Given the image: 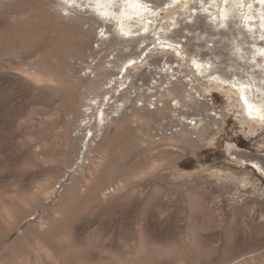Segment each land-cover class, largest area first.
Here are the masks:
<instances>
[{
    "label": "rangeland",
    "instance_id": "rangeland-1",
    "mask_svg": "<svg viewBox=\"0 0 264 264\" xmlns=\"http://www.w3.org/2000/svg\"><path fill=\"white\" fill-rule=\"evenodd\" d=\"M39 1L47 3L52 13L60 10L55 3L61 0H0V240L3 239L0 250L15 242V238L29 237L34 240L33 243L27 239L33 250L26 251L25 264H64L40 251L36 243L38 234L28 226L30 221L35 223L39 219L41 229L45 222L43 228L54 219L53 228H58L57 232L53 230L58 236L56 239L64 241L72 257L67 264H264V173L251 162L257 160L264 168V121H255L250 128L232 96L234 93L229 92L230 84L205 88L211 82L207 77L196 75L191 59L216 58L221 65L216 73L232 80L231 67L239 71L247 66L249 69L246 58L262 56L251 43L253 38L248 35L241 39L239 45L246 51V57L241 59L239 46L225 36L230 33L226 28L225 35H220L215 33V27L203 21L208 18L188 22L185 5L173 11L163 9L159 23L168 27V39L183 43L187 57L177 62L171 54L155 49L147 58L148 62L131 68L121 87L146 71L136 82L143 84L145 92L151 88L152 93H148L146 101H137L141 108L137 107L138 116L129 118V124L123 115L111 118L97 142L102 146L96 143L100 146L99 152L93 148L94 152L91 150L89 159L84 161L89 166L94 165L100 152H109L110 165L94 179L96 183L100 181L99 187L96 183L87 187L88 177L82 175L84 179L78 180L79 185L71 190L74 196L71 194L72 199L69 198L72 201L67 204L68 209L63 208L64 217L60 221L56 219L60 212L54 205L64 194L63 189L71 187L68 184L72 181L65 174L82 143L75 138L78 121L65 114L64 89L50 91L42 82L36 85L31 81L35 61L44 57L59 79L68 80L69 85L80 81L87 100L93 95V90L87 86L92 78L91 72L90 75L84 72L89 70L86 66L93 63L92 57L100 56L107 64L114 55L117 65L121 66L130 56L140 53L138 44L150 42L148 50L155 43L153 33H149L138 40L124 42L120 52L115 53L116 47L109 46L108 42L96 53L91 52L79 46L75 34L63 30L59 38L54 20L38 10ZM150 2L166 7L168 0ZM198 5L191 2L193 9L199 8ZM15 8L30 11L31 18L26 23H17L12 18L17 14ZM239 10L234 11L230 19L231 32L238 38V28H243ZM174 20L177 24L172 25ZM99 27L95 28L98 33L104 28ZM110 29L107 33L112 34H108V39L113 34L121 38L122 33L114 30V26ZM93 47H97L95 43ZM130 47L135 51L131 52ZM208 47H212V51ZM164 62L179 63L175 69L181 73V80L195 74L193 93H202L208 101L187 99L182 111L171 98L170 109H162V101L153 104L163 93V85L168 83V76L160 72ZM253 69L257 78L264 75L263 71H258L260 67ZM238 76L246 79L241 73ZM106 80L93 79L99 83ZM153 80L158 84L153 86L155 88L150 86ZM164 88L166 91L169 87ZM208 102H212L217 112L216 123L207 115ZM199 119L208 131L204 140L197 139L198 127L193 129L192 123ZM180 127H186L191 134L180 135ZM63 176L65 187L58 182ZM94 187L100 191L97 193ZM108 190L110 193L104 197L102 192ZM50 194L53 197H49ZM37 195H41L40 198ZM35 199L40 203L36 205ZM17 207H21V211ZM11 214H19L18 227V224L11 226L14 225L8 218L12 219ZM57 221L62 222V226ZM33 246L37 247L36 251Z\"/></svg>",
    "mask_w": 264,
    "mask_h": 264
},
{
    "label": "bare ground",
    "instance_id": "bare-ground-1",
    "mask_svg": "<svg viewBox=\"0 0 264 264\" xmlns=\"http://www.w3.org/2000/svg\"><path fill=\"white\" fill-rule=\"evenodd\" d=\"M150 1L151 0H61L55 3V6L59 7L60 10L58 11L55 10L53 13L51 11H48L47 3H45L44 1H39L37 4L38 10L40 12L47 15V18L49 16L50 17L49 19L54 20L56 24L55 26L58 30L57 31L58 34H56L58 37L61 31L63 30L66 32H70V34L71 33L75 34L79 38L78 40L79 46L81 48H88L90 49L91 52H94V53L98 51L97 49L100 48L101 45L106 44V42H108L109 46L116 47L117 51H114L115 53L120 52L123 50L124 45L122 46L121 44H123L124 42L134 41L136 39L138 40V38L148 35L149 33H153L152 42L155 43L154 46H152L148 50L147 48L149 47L150 42L149 43L141 42L140 45L138 44L140 48V53L135 56H130L127 60H125L122 63L121 66L117 65L114 55H112V57L108 59V61L106 62L107 64L104 63V61L101 59L100 56L96 59L92 57L90 61L94 60L93 63H89L86 66L87 68H89V70L84 72V75H87V74L90 75L89 73L91 72L90 76L92 78V80L87 84V86L93 90V95L90 96L87 100H85V97H86L85 93L80 89L81 88L79 84L80 81L79 82L76 81V83L73 81V84L69 85L66 82L68 80L59 79V75L56 72V70H54L50 65H47L44 57H38L37 60L35 61L36 67L33 69V71L30 74L31 81L36 85L42 82L43 87L47 88L50 91H60L64 89V95H63L64 100L63 101L66 104L65 110L67 112L65 114L66 115L68 114L69 117L71 116L73 121L74 120L78 121L77 125L75 126L76 128L74 129L75 131L77 130L75 138L77 140H80L82 143L77 148L78 154L74 162H72L71 165L69 164L70 166H68L69 170L67 171V173L65 174V171H64L60 175L62 176V174L64 173L66 177L70 178V181H72V183L68 185L69 186L71 185V187L66 189L65 187L66 182L64 183V181L66 180L65 176H63L64 178L62 180L58 181L61 183L63 187H65V190L63 189L64 194L61 195V197L59 196L60 199H57L59 203L58 201H56L57 204L55 203L54 205L56 206V208L55 207L54 208L57 211L59 210L58 212H60V214L56 217L57 220H60L62 216L64 217L62 210L63 208H65V206L68 209L69 207L68 203L72 201V200L70 201V199H72L71 196L73 195V191L71 190L72 189L75 190V187L79 185V182L84 179L82 175L88 177V181H89V183L87 184V187H88L91 185V183L92 184L96 183L95 182L96 180L94 181V179L98 175L105 172V170L109 167L110 165L109 163L110 153L109 152H100L101 153L100 157L95 162L94 165L89 166L88 164L84 163V161L86 159H89L88 157L89 153L91 152L93 148L97 150V149H100V146H102L100 145V143L98 144L97 142L99 139L102 138L105 128H107L109 121L112 120L111 118L114 117L117 119V117H120V116L122 117L123 115L125 117L123 118L126 121L128 119L127 124H129V118L130 120H132L131 117H133L135 114L137 115V113L139 112V108H141L138 106L139 104H137V101L139 100L141 102L146 101L145 98L150 95L148 93L149 92L152 93L151 88H149L150 91L145 92V88H143L144 86L142 87L143 84L141 83L142 85L141 84L138 85L136 82V80L141 79V77L144 76L146 71L144 73L142 72L143 74L139 73L140 74L139 78H136V79L132 78L130 79V81L128 82L126 86L121 87V85L126 83V78L129 77V72L131 68L139 66L140 65L139 63H144L145 61L148 62L147 58L152 56L155 49H157L159 52H165V53L171 54V57L176 59L177 62H180L181 60L187 57V52L184 49L183 43L177 40L168 39V37L166 36L168 27L159 23L161 19L160 14L163 9L173 11L176 7L185 5L187 9V15L189 17L188 22L195 18H199V19L208 18L207 21L203 19L202 20L207 25H209L211 28L215 27L214 28L215 33L220 34V35L221 34L225 35L223 31H224V28H226L227 30L230 31L229 33L230 35L227 34L225 36L228 40L233 41L235 46H239L237 51H241L240 53L241 59L246 57V51L244 50L245 47H242L241 45H239V44H242L243 40L241 39H246L248 35L253 38V40H251V43L254 45L255 50H257L259 54H262V56L247 57L245 61L249 64V69L247 66L245 68H241L239 71L236 67L234 66L231 67V73L233 74L232 80H227L222 75L216 73L219 70V67L221 66L219 64V61L216 58L215 60H212L210 57H208L204 61H201L200 58H195V57H191V59L193 60V63L196 67L195 68L197 72L196 75H198L199 77L200 76L207 77V80L211 82L210 85L208 86L205 85V88L206 87L211 88L212 86L223 87L224 85L230 84L229 92L234 93V95L232 96L234 99L237 100L236 104L237 106H239L240 112L241 113L244 112V115H243L244 121L245 123L248 124L250 128H253V123L255 121H259V122L264 121V75L260 78H257V75L255 74V70L253 69L254 66H258L261 68L258 71L264 72V0H209V1L168 0L166 7H164L163 5H160V6L154 5ZM194 1L200 4L198 5L199 8L197 9L192 8L191 2H194ZM25 8H22L21 10H18V8L17 9L15 8L17 14L12 15L13 16L12 18L17 23H23L25 21L27 22L28 19L31 18V15L30 16L28 15L30 11L27 12ZM238 10L240 11L239 14L241 17L239 21L242 23V27H243V28H238L240 30L238 33V35H240V38H238L236 35L233 34V32H231L233 28L230 25L231 24L230 19L232 16H234L233 12L238 11ZM96 12L100 14L101 17H99L100 15L96 16L95 14ZM64 19L66 20L69 19L70 22L63 23L62 21H64ZM175 24H177V20H174V23H172V25H175ZM99 26H101L102 28L104 27V28L101 29L100 32L98 33L97 31H95V28L97 27L100 28ZM112 26H114V30H117L118 32L122 33V36H120L121 38H119L118 36H115L116 34L115 35L113 34L111 39H108V37L110 38V36L108 35L110 32L107 33V31L111 30L110 28ZM114 30L112 29V31ZM8 41L10 40L8 39ZM142 41H145V40H142ZM259 42H261V44H259ZM93 43L96 44L97 46L96 48L93 47ZM207 49L212 51L213 48L208 47ZM130 51L134 52L135 50L133 47H130ZM142 53H143V56H141ZM178 65L179 63H176L173 65L172 63L164 62L162 68L160 69V72L162 73V75L164 74L165 76L166 75L168 76V79H167L168 83L163 85L162 91L163 90L165 91L164 87L166 88L169 87V88L165 92L163 91V93L159 95V98L157 96V98H155L152 103L157 104V102L162 101L161 102L162 109H170L169 108L171 107L169 103L170 98L175 100L176 102L175 107L179 108L181 111L185 110L184 109L186 105L185 101L187 99L194 98L196 100H207L200 92L197 93L196 95L194 94L195 92L193 91V80H194V77L196 76L195 74H193V76H190V77H185V79H182V80L179 78V75H181V73L180 74L178 73L179 70L176 71ZM117 68L120 70L116 71ZM119 73H121L120 76H119ZM239 73H241V75L246 76V79H242L241 77H239L238 76ZM95 78L97 79L101 78V81L102 79L103 80L107 79V80L105 82L103 81L104 83H99V82L93 81V79ZM118 83L120 84V87L117 88ZM150 84H151L150 86L152 87L158 85L156 80L155 81L153 80ZM208 104L210 105L208 108V110L210 111L207 112V115L211 116L214 119L213 123H216L217 121L215 119H217L216 117L217 112L215 111V108L212 102L211 103L208 102ZM136 109H138V112ZM124 119H121L123 123L125 122ZM198 122L194 121L192 123L193 125H195L193 129L194 128L196 129V127H198L197 128L198 132H196L197 130H195V134H197L196 135L197 139L198 138L203 139L205 135L208 133V131L206 130L207 127L206 125H204V123L201 122V119H199ZM125 123L124 125H127ZM129 128L131 129V127ZM179 130L181 133L180 135L182 134L186 135L190 133L188 131L189 129H187L186 127H182V128L180 127ZM172 133L173 131L170 134ZM96 143L100 146H98ZM105 149L107 148H104L103 150ZM77 159H79V161H77ZM251 162L253 166H255L259 171L264 173V168L260 165V163L257 160L251 161ZM68 167L66 166V169ZM97 183H96V186H97ZM48 190L50 191L51 189H48ZM79 190L80 189H78V191ZM94 190H96L97 193L98 191H100L99 189H96V188ZM43 191L44 190H42V192ZM91 191H93V189ZM110 191L111 190L105 191L104 193L102 192V195L105 197L110 193ZM57 192L56 194L60 195V193H57ZM51 195L53 197V194H50L49 197ZM37 196L39 197L41 195H37ZM37 200L38 199L34 200L36 201V205L39 202ZM15 206H17V204ZM17 208L19 211H21V207H17ZM52 213L56 214L57 212H52ZM11 215L13 216L12 219L10 217L8 218L11 220V223L14 224L11 226L15 227V225H17L19 222V218H18L19 214L17 215L15 214L16 216H14V214H11ZM53 216H49V217L52 218ZM36 220L38 221L39 219H36ZM37 221L36 222L34 221L35 223L30 221L28 223V226L31 229L33 227L38 234L39 239L36 243L40 245V248H39L40 251H42L43 254L52 257L54 261L55 260L59 261L58 259H60L63 261L64 264H67L69 261H71L72 257L70 255L69 250H67L68 247L67 246L65 247L64 241H59L58 239H56V237L58 236H55L54 232L55 231L57 232L56 229L58 228L55 229V226L53 228V224H56L55 223L56 221L53 222L54 219L53 221L50 219V221L47 222V225L43 228L44 224L46 223L45 222L42 225L43 229L42 228L39 229ZM40 221H41V218H40ZM18 226L19 224L17 225V227ZM59 229L61 230V227H59ZM34 237L35 236H33V238ZM20 238L21 239L18 238V240H16L15 238L14 240L15 242L2 246L0 250V264H25L24 255L26 251L32 247V245L30 247L31 243L30 241H28L29 239L31 240V238L25 237V239H23V236ZM33 243H34V240H33ZM36 248L37 247H35L34 250Z\"/></svg>",
    "mask_w": 264,
    "mask_h": 264
}]
</instances>
